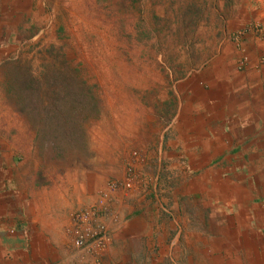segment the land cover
Here are the masks:
<instances>
[{"label": "rangeland", "instance_id": "rangeland-1", "mask_svg": "<svg viewBox=\"0 0 264 264\" xmlns=\"http://www.w3.org/2000/svg\"><path fill=\"white\" fill-rule=\"evenodd\" d=\"M254 2L0 0V264L110 261L112 232L94 254L70 229L113 182L103 222L155 230L154 264L264 262V131L244 136L240 73Z\"/></svg>", "mask_w": 264, "mask_h": 264}, {"label": "crops", "instance_id": "crops-1", "mask_svg": "<svg viewBox=\"0 0 264 264\" xmlns=\"http://www.w3.org/2000/svg\"><path fill=\"white\" fill-rule=\"evenodd\" d=\"M247 5L248 13L245 16L244 23L253 25L257 27V30L248 33L252 37L246 38L245 44L241 46L242 50L244 48L245 53L248 55V62H246L245 69L241 73V78L244 83L245 106L248 108L245 112L251 115V119L248 120L250 125H247L245 130L255 131L254 134H244L245 137H259V131H264V0H255L254 3H249ZM249 6V7H248ZM246 13V12H245ZM245 80V81H244ZM244 97V96H243ZM264 137V134H262ZM246 215L240 216V220L244 221ZM125 225V222L118 224L119 226ZM145 229H111L113 235L112 245L109 248V255L115 256L107 260L105 264H126V257H117L118 253L122 250L132 254V264H154L155 261L160 260L162 255L155 257L154 254L148 252L151 247V240L154 236L155 230L148 233V237L139 241L142 237L140 235L141 231ZM158 240H166L169 238L171 232L169 229H157ZM181 232L182 229H178L174 237H172L171 242L177 244L181 243ZM145 234V233H144ZM133 237V238H132ZM135 239V244L139 243L135 248L130 249L129 239ZM146 239V242H144ZM128 240V241H127ZM141 245H144L142 247ZM147 246V248L145 247ZM144 249V251H142ZM145 249L147 252H145ZM178 249V248H176ZM162 252V249H161ZM122 253V252H121ZM163 253V252H162ZM163 254H168L167 252ZM216 262V260H215ZM219 264V263H215ZM264 264V262H262Z\"/></svg>", "mask_w": 264, "mask_h": 264}, {"label": "built area", "instance_id": "built-area-1", "mask_svg": "<svg viewBox=\"0 0 264 264\" xmlns=\"http://www.w3.org/2000/svg\"><path fill=\"white\" fill-rule=\"evenodd\" d=\"M130 185V182L125 184L126 187ZM116 189L117 184L111 183L102 191L96 202L74 213L70 233L77 248L100 254L111 243V231L108 229V224L103 222L102 217L111 216L114 220L118 219L119 213L113 206Z\"/></svg>", "mask_w": 264, "mask_h": 264}]
</instances>
